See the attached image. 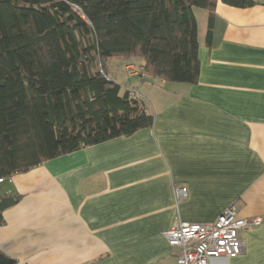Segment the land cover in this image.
<instances>
[{"label": "crops", "instance_id": "0c3cea01", "mask_svg": "<svg viewBox=\"0 0 264 264\" xmlns=\"http://www.w3.org/2000/svg\"><path fill=\"white\" fill-rule=\"evenodd\" d=\"M194 14L198 82L146 71L120 85L139 93L152 126L5 178L0 200L19 198L0 211L1 254L15 264H177L164 232L235 204L261 224L242 230L240 255L211 264H264V4L218 0L210 36L211 12ZM129 62L143 67L142 58H110L108 69L126 72Z\"/></svg>", "mask_w": 264, "mask_h": 264}, {"label": "trees", "instance_id": "16d2710c", "mask_svg": "<svg viewBox=\"0 0 264 264\" xmlns=\"http://www.w3.org/2000/svg\"><path fill=\"white\" fill-rule=\"evenodd\" d=\"M217 2L0 0V178L152 126L153 114L108 77L106 61L142 58L154 78L197 83L194 8L211 12L210 36Z\"/></svg>", "mask_w": 264, "mask_h": 264}, {"label": "built area", "instance_id": "2783aa9c", "mask_svg": "<svg viewBox=\"0 0 264 264\" xmlns=\"http://www.w3.org/2000/svg\"><path fill=\"white\" fill-rule=\"evenodd\" d=\"M128 76L146 75L143 67L127 64ZM139 98V93L129 90ZM5 179L0 178V183ZM178 201L187 196V187L176 188ZM260 218L239 216L237 206L231 204L211 222H188L181 219L164 232L169 245L177 249V264H211L213 258L237 257L243 252L241 232L249 226H259Z\"/></svg>", "mask_w": 264, "mask_h": 264}, {"label": "rangeland", "instance_id": "374dc122", "mask_svg": "<svg viewBox=\"0 0 264 264\" xmlns=\"http://www.w3.org/2000/svg\"><path fill=\"white\" fill-rule=\"evenodd\" d=\"M112 58L128 59V58H122V57H112ZM130 63H132V62H129L127 64H130ZM106 64H107V69H108V60L106 61ZM111 65L113 66L114 64L111 63ZM88 68H89V66H88ZM92 68L93 69L101 68V65L99 62H96L92 65ZM111 68L108 69V73H109L108 77L111 80H114L118 84H123V85H128V86L131 84L134 85V82H135L134 78L139 76V75L138 76H132V77L128 76L127 73L125 72V70L124 71L122 70L123 68L121 66L118 67L116 72H114V70H112ZM168 84H174V83H168ZM172 86H177V85H172ZM148 105H149V103H148ZM8 186H9V182H7L4 187L7 189Z\"/></svg>", "mask_w": 264, "mask_h": 264}, {"label": "water", "instance_id": "95a60500", "mask_svg": "<svg viewBox=\"0 0 264 264\" xmlns=\"http://www.w3.org/2000/svg\"><path fill=\"white\" fill-rule=\"evenodd\" d=\"M15 202L14 197H4L0 200V211L5 210ZM16 260L0 253V264H15Z\"/></svg>", "mask_w": 264, "mask_h": 264}]
</instances>
